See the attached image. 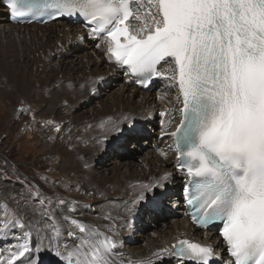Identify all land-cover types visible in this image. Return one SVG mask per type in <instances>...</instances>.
Masks as SVG:
<instances>
[{
    "label": "snow or ice",
    "instance_id": "1",
    "mask_svg": "<svg viewBox=\"0 0 264 264\" xmlns=\"http://www.w3.org/2000/svg\"><path fill=\"white\" fill-rule=\"evenodd\" d=\"M8 4L14 16L83 18L89 35L103 42L106 58L136 83L147 87L153 77L170 81L181 105L175 109L179 123L168 133L174 138L170 147L177 170L188 178L184 199L194 222L202 228L222 225L219 235L230 257L227 264H264V0H8ZM165 65L170 74L161 71ZM167 175L146 189L164 187ZM144 199L140 194L127 211H134ZM4 210L0 231L27 226L23 217L8 218L7 205ZM64 219L85 236L72 249H57L61 261L110 264L116 248L111 235L70 216ZM47 227L51 243L60 230L54 221ZM42 246L43 241L35 251ZM172 247V255L182 261L209 264L214 258L210 245L181 239ZM26 253L31 255L27 241L10 252L7 264H15ZM4 260L0 255V264ZM29 264L36 261L30 259Z\"/></svg>",
    "mask_w": 264,
    "mask_h": 264
},
{
    "label": "bare ground",
    "instance_id": "2",
    "mask_svg": "<svg viewBox=\"0 0 264 264\" xmlns=\"http://www.w3.org/2000/svg\"><path fill=\"white\" fill-rule=\"evenodd\" d=\"M0 6L3 8L2 4ZM1 7L0 11H2L3 14L0 15V21H8L7 10L5 8L2 9ZM56 22H61V25L58 26L61 39L56 43V46L53 45L55 51L51 49H49L50 51L48 50L49 56L55 60L57 59L59 62V58L63 57L59 56V54L64 52L63 49L66 50L69 49V47L74 50L82 49L89 62L95 61L99 66L101 65L102 68H97V66H95L94 68H86L87 70L81 72H78L77 70V73L74 74L75 78H73V80L70 78V80L65 79L66 77L68 78V76L61 75L62 77L60 79L62 80L61 83H63V85L60 83L62 89H60L59 92L53 90L49 85L50 80L48 78L52 77L53 74H57L53 70V72H49L47 69H40V72L37 73L39 69L36 67L30 72L36 86L42 90L45 89V91H50V93H48L50 94L49 98L43 100L39 105L47 110L49 116L52 115L57 119L68 118L69 120V124H66L64 128V131L66 132H64L62 136V141H64V143L61 145V142H56L53 145L54 148L50 149L48 153L56 155V157L59 158V163L57 164L58 167L56 165L55 173L59 175L67 173L69 181H76L77 185V182L79 181L81 184L79 187H81V189L85 191H89V189L92 190L89 196L98 203L95 205L90 204L91 206H85L76 209L75 211L73 209L74 212H67L65 209H62V206L60 205L59 207H54V216L52 215L54 219L52 220L58 225L60 235L59 237L52 239L50 243L48 237L51 236V231L47 226L52 224L53 221L45 220V218H43L44 216L42 217L40 214L41 211L36 209L29 199H26V196L20 189L10 186V184L1 186L0 188H6L7 195H10L14 200V202H12V200H10V202L15 204L18 208V210L15 208L16 211L21 213L25 222L35 230V237L30 244L31 255L29 256V254L26 253L25 257L19 258L15 264H29L30 259L35 260L36 264H42L47 259V261L52 260L51 258L57 260L53 264H66V262L61 261L56 255L57 249H72L77 243H79L80 239L84 238L85 234L81 233L76 226L71 225L69 221H66L64 219L65 216H70L71 218L79 220L85 226L92 227L99 232L112 236L116 243V248L111 255L110 264H141L142 261H147L149 259L152 261V264H186L172 255V246L178 240L184 238L196 239L199 236H202L205 241H208L211 245H215L217 244V239L212 234L214 230H198L188 222V218L182 214V204L179 203V196L177 197V193L179 194L177 187L181 184L183 175L182 172L176 168L175 152L173 148L170 147L173 146L174 141L168 134L174 129L175 125L179 123L181 118L180 113L175 110L181 106L176 102L177 89L175 87H169V80L164 77H159L160 81L155 86L154 91L151 92V89H148L145 92L139 91V88L132 84V78L126 73L125 69L119 70L113 62H110L106 58L103 42L101 39L94 41L87 33L88 27L83 24L82 26L81 23L68 20H64V22ZM53 24L55 23H50L49 25ZM27 26L33 28L32 36L34 41L39 43L45 42L41 40V38L35 37L34 33L47 25L38 26L37 24H29L13 26L8 21L7 24L1 25L0 27L5 28L6 30L15 27L28 29L29 27ZM3 34L5 35V33H2L1 35ZM18 38H20V36ZM25 42L26 39L18 42V44H21L22 52L29 51L30 49L27 48L28 46L25 45ZM11 44H6L5 53L1 51L5 55L0 54V72L3 75L5 73L9 74V68L14 66V58H16L15 54H19L17 51L19 48L17 42L14 45ZM97 44H100L101 46L97 47ZM47 61H49V58ZM23 69L22 71L24 72ZM161 71L170 74V67L165 65L161 68ZM27 73L29 72H26V74ZM119 75L123 80L120 79ZM17 79L19 82L25 84L29 83L28 86H26L28 87L26 92L29 93L35 89V87L30 84L32 83L30 77L25 78V76L23 77L21 74ZM110 81L116 82L117 85V88L111 92L110 100L105 102H100L101 100H99L98 103H95L94 106L88 109V111L91 112L90 115H86V112H88L87 110L78 114L74 113L76 107L85 103L88 104L91 101L92 95L94 96L96 94L95 91L103 85L102 83ZM5 82L10 85L9 81ZM61 85L58 86L61 87ZM8 87L11 88V85ZM15 89H17V87ZM25 89L24 87L21 88L24 92ZM2 90H4V88ZM4 92L7 93L8 90L6 89ZM4 95L5 97L7 96L6 94ZM136 96H138L137 101L134 100ZM1 105L2 103L0 106ZM65 108L67 110H65ZM162 112L165 113L164 116H161ZM140 134L147 136V140L152 143V148H143V151L144 149H146V151L140 156L143 162L141 165L126 166L122 170L124 171L123 173L116 171L108 177L99 171L98 166L96 167L94 165L91 169L86 166L89 163H96V161L101 160L104 154L111 152V149L117 150L118 153H122L123 150H119L121 149L119 141H121L126 135H132L133 137L138 136L139 138ZM162 153H167V158H165ZM167 163L172 164V168L169 169H171V174H173L174 179L170 177L171 174L167 172V169L165 170V165ZM166 174L170 175H167V178L163 181L164 187L153 186L151 189H146L145 186L152 183L158 177L165 176ZM77 176L78 179L76 178ZM174 184L177 185L173 190L175 196L170 199L172 201L173 211L176 210L178 213L177 217H173L172 219L166 217L167 222L165 221L158 230H153L152 232L147 231L144 233V242L141 245L128 247L127 251L125 249V244L130 243V239L128 235H125L123 241L119 240L120 228L123 227L124 230L129 233L134 232L133 230L136 228V225L134 226L133 222L137 219L139 220L141 216L142 218L145 217L144 211L146 208L142 211L141 209L144 205H147L146 201L148 199H154L157 196L163 198L164 194H160V192L164 189H166V192L169 189L171 190V188H174ZM140 194H143L145 199L136 205L134 211L128 212L127 209L131 206V201ZM161 211H163V209H161ZM151 213L155 212L151 211ZM105 217H107V219ZM150 217L152 221H156V215L151 216L150 214ZM70 231L74 233L71 236L68 234ZM1 237L0 242L9 239L7 238L8 234L1 235ZM41 241H43V246L41 251L37 252L35 249L38 246H41ZM2 251L10 253L13 252V249L12 251L2 249ZM2 251L0 250V252ZM15 251L16 250H14V252ZM133 254L136 255L134 256ZM7 258L8 257L5 258L4 264H7Z\"/></svg>",
    "mask_w": 264,
    "mask_h": 264
},
{
    "label": "rangeland",
    "instance_id": "3",
    "mask_svg": "<svg viewBox=\"0 0 264 264\" xmlns=\"http://www.w3.org/2000/svg\"><path fill=\"white\" fill-rule=\"evenodd\" d=\"M1 14H3L2 11H0V15ZM4 22L0 21V26L8 23L7 20ZM50 23H55V24L49 25ZM50 23L45 24L47 26L44 25L45 27H43L41 30H37L36 33H34L35 37L41 38V40L45 41L46 43L45 42L39 43L37 41H34V38L32 36L33 28H31V26H27L29 27L28 29H23L22 27L20 28L15 27L6 30L5 28L0 27V31L2 30L0 32V38L2 39V40L0 39V54L5 55L4 51H6V44L13 43L11 45H14L17 42V45L19 47L17 49L19 54H15L16 58H14V61L16 63L14 62V66H11L12 68L11 67L9 68L8 71L9 74L5 73L3 75L0 72V78H1L0 104L2 103V105H4V106L2 105L0 106V181H1L0 187L10 184V186H14L17 189H20L21 192L26 196V199H29V201H31V203L35 206V208L41 211L40 213L41 216L42 217L44 216L43 218H45V220L47 221L48 220L53 221L52 219H54L53 218L54 207L57 206L59 207V205L62 206V209H65L67 212H74L76 209L83 208L85 206H91L92 204L95 205L98 202L96 203V200L94 201V199L91 196H89L92 190L89 189V191H85L81 189V187H79L81 185L79 181L77 182L78 183L77 185L76 181L75 182L73 180L69 181L67 173H63V175H59L55 173L56 165L59 163V158L56 157V155H51L48 152L50 151V149L54 148L53 145L56 142H61V145L64 143V141H62V136L64 132H66L64 131V128L66 124H69V120L68 118L57 119L52 115L49 116L47 110L43 108V106L39 105V103H41L43 100L49 98L50 94L48 93H50V91H45V89L42 90L38 86H36L35 81L30 75V72L32 71L33 68L35 69L37 67L39 69L37 73L40 72V69H45V70L47 69V71L49 72L54 71L55 73L59 74V75L53 74L52 77L48 78L50 80L49 85L52 87V89L59 92V90L62 89V85H63V83H61L62 80L60 79L62 76H68V78L66 77L65 79L70 78L71 80H73V78H75L74 74L77 73V70L78 72H81L83 70H87L86 68L89 67L94 68L95 66H97V68H102V66L101 65L99 66V64L95 61L89 62L82 49L74 50L71 49V47H69V49L66 50L63 49L64 52L59 54V56H63L59 58L60 60L59 62L57 61V59L55 60L54 58L49 56L48 50L49 49L54 50L55 49L54 46H56V43L61 39L60 30L58 28V26L61 25V22L55 21ZM12 25L15 26V24ZM2 33H5V35L4 34L1 35ZM19 36L20 38H18ZM23 39H26L25 45L28 46L27 48H30L29 51L22 52L21 44H18V42ZM1 51H3L4 53ZM48 58L49 61H47ZM21 64H23L24 67ZM22 69L24 70V72L22 71ZM26 72L29 73L26 74ZM21 74L23 77L25 76V78L30 77V79L32 80V83L30 84H32V86L35 87V89L33 90L35 94L33 93V91L29 93L26 92L28 89V87L26 86H28L29 83L25 84L19 82L17 78ZM43 74H44V70H43ZM2 77L4 78V80ZM56 78L58 82L56 81ZM120 79L123 80L121 77ZM5 81L7 82L9 81L11 88L8 87L10 85ZM14 81L17 83H15ZM102 84L103 85L100 86L98 90L95 91L96 94L94 96L92 95L91 101L88 104L85 103L76 107L74 113L78 114L85 110L88 111V109L94 106L95 103H98L99 100H101L100 102H105L110 100V95L112 90L117 88L116 82L110 81ZM58 85H61V87ZM21 86L24 87V89L26 88L25 92L21 90L22 88ZM16 87L17 89H15ZM3 88L4 90L7 89L8 92L5 93L4 90H2ZM154 90L155 88H152L150 91L152 92ZM141 92H145V91H141ZM4 94H6L7 96L5 97ZM43 95L46 96L47 98L44 97ZM27 96H33V97H27ZM34 98L39 100L37 101ZM137 99L138 96L134 98L135 101H137ZM3 100L6 101L4 102ZM65 110L67 109L65 108ZM90 113L91 112L88 111L86 112V115H90ZM46 121H52V123L51 124L45 123ZM57 128L60 129L57 131ZM119 142L121 148L119 150H123L122 153H118L117 150L111 149L110 150L111 152L104 154L101 160L96 161V163L95 162L89 163L86 166H88L90 169L94 165L96 167L98 166L99 171L102 174H105L107 177L110 176V174L115 173L116 171L123 173L124 171L122 170L124 169V167L134 166V165L137 166L143 163L142 158H140L143 152L146 151V149H144L143 151V148L146 147L152 148V143H150V141L147 140V136L143 134H140L139 138L138 136L133 137L132 135H126ZM169 168H172V164L167 163L165 165V170L167 169V172L171 174L172 171ZM170 177L174 179L173 174H171ZM76 178L78 179V176ZM175 187H177L176 184H174V188H171V190L169 189L167 192L165 191L166 189L162 190L160 194H164L163 198L157 196L154 199L151 200L148 199L146 201L147 205H144L141 211L146 208L150 212L148 213L146 211L145 217L142 218L141 216L139 220L137 219L136 221L133 222V225L134 226L136 225L135 226L136 228H134L133 230L134 232L129 233L126 232L123 227L120 228L119 240L123 241L125 239V235H128L130 239V243L125 244V249L127 251H128V247L134 245L137 246L141 245L144 242V238H143L144 233L147 231L152 232L153 230H158L165 221L167 222L166 217L167 218L169 217L170 219H172L173 217H177L178 213L176 212V210L173 211L174 209H172V201L170 199L173 196H175V193L173 192ZM177 189H179V187H177ZM9 196L10 195H7L6 188H0V229L3 228L4 221L6 219L4 205H7L8 218H11L12 214L15 215L18 214L17 216L23 217L21 213L16 211V209L18 210V208L15 206V204L10 202V200H12V202H14V200L12 199L11 196L9 198ZM154 204L155 207H157L156 209L155 207H153ZM167 208H170V211L171 210L172 211L169 212ZM161 209H163V211L165 212L161 211ZM151 211H154L155 213H151ZM157 212H161L164 217L161 214L157 215ZM168 213H170L171 216L167 215ZM150 214L151 216L156 215L157 217L156 221L151 220ZM49 217H51V219H49ZM23 220L24 223L27 225L24 229H21L19 227L13 228L9 226L7 229L8 232L7 230L0 231V240L2 238L1 235H5V234H8L7 238H9L7 240L5 239V241L3 242H0L1 251L2 249H8V251H12L13 249L14 252V250H17L18 246L20 244L25 243V241H27L30 247V244L32 243L35 237V230H33V228L30 227V225H28L25 222V219ZM25 232L29 233L28 237L24 236ZM9 254L10 253H8L7 251L0 252V255H2L5 258L9 257ZM133 255L135 256L136 254ZM51 259L52 260L49 261H47L48 259L47 260L43 259L45 260V262H43L42 264H53L55 261H57L54 258Z\"/></svg>",
    "mask_w": 264,
    "mask_h": 264
}]
</instances>
